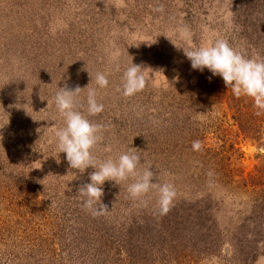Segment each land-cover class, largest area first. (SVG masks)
Masks as SVG:
<instances>
[{
  "label": "rangeland",
  "instance_id": "374dc122",
  "mask_svg": "<svg viewBox=\"0 0 264 264\" xmlns=\"http://www.w3.org/2000/svg\"><path fill=\"white\" fill-rule=\"evenodd\" d=\"M217 38L264 59V0H0V264H97L99 226L115 231L159 209L155 191L143 202L130 197L131 179L105 183L103 215L83 208L78 189L94 169H70L56 146L59 87L82 89L86 116L96 88L104 110L88 119L103 129L97 162L134 152L138 172L151 167L154 183L173 185L175 203L192 197L183 193L197 172V138L205 167L264 185V131L253 139L252 109L221 78L192 70L181 50ZM132 62L147 83L125 97ZM97 73L108 87L96 86Z\"/></svg>",
  "mask_w": 264,
  "mask_h": 264
},
{
  "label": "trees",
  "instance_id": "16d2710c",
  "mask_svg": "<svg viewBox=\"0 0 264 264\" xmlns=\"http://www.w3.org/2000/svg\"><path fill=\"white\" fill-rule=\"evenodd\" d=\"M237 100L252 109L253 139H261L264 113L255 114L250 98ZM198 141L193 142L199 145L197 172L191 190L183 193L192 197L173 202L164 215L158 209L149 218L130 219L127 227L114 226L115 231L99 226L92 247L97 264H255L264 256V185L258 177L240 178L233 169L212 170L211 161L205 167L209 154Z\"/></svg>",
  "mask_w": 264,
  "mask_h": 264
},
{
  "label": "clouds",
  "instance_id": "9594fccd",
  "mask_svg": "<svg viewBox=\"0 0 264 264\" xmlns=\"http://www.w3.org/2000/svg\"><path fill=\"white\" fill-rule=\"evenodd\" d=\"M181 50L190 62L192 70L201 73L207 70L212 77L221 78L225 88L230 89L234 97H247L253 101L257 116L264 113V59L246 57L223 38H217L199 48ZM146 83L142 67L132 62V65L123 72V95L125 97L136 95L145 89ZM95 84L98 88L108 87L107 75L97 73ZM81 90L79 87L75 90L59 87L54 103L64 125L55 130L59 153L65 154L70 169L80 173H84L88 168L94 169L89 174V182L78 189L83 208L93 215H103L108 211L102 203L105 183L114 181L118 184L131 179L133 182L127 188L130 197L143 202L150 192L155 191L160 214H166L177 195L176 191L170 183H154L151 167L145 169L142 174L138 172L140 156L129 151L121 154L118 159L108 158L97 162L93 156V149L101 140L100 134L103 129L101 125L92 123L88 117L101 113L104 105L97 102L96 88L89 89L86 96V116L80 110L84 107L79 99ZM194 147L199 145L196 144Z\"/></svg>",
  "mask_w": 264,
  "mask_h": 264
}]
</instances>
